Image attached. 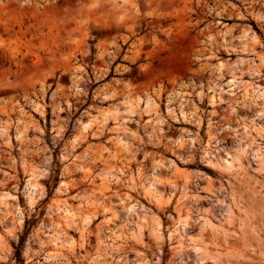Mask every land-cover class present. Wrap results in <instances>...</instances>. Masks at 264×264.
<instances>
[{"label": "rangeland", "instance_id": "374dc122", "mask_svg": "<svg viewBox=\"0 0 264 264\" xmlns=\"http://www.w3.org/2000/svg\"><path fill=\"white\" fill-rule=\"evenodd\" d=\"M0 264H264V0H0Z\"/></svg>", "mask_w": 264, "mask_h": 264}, {"label": "bare ground", "instance_id": "6f19581e", "mask_svg": "<svg viewBox=\"0 0 264 264\" xmlns=\"http://www.w3.org/2000/svg\"><path fill=\"white\" fill-rule=\"evenodd\" d=\"M147 104V103H146ZM148 105V104H147ZM182 116H183V114H182ZM89 126V123H85V124H83V129H86L87 127ZM31 187H33V184L32 183H30V182H28L27 183V189H28V194H29V201L30 202H32L33 201V198H32V191H31Z\"/></svg>", "mask_w": 264, "mask_h": 264}, {"label": "trees", "instance_id": "16d2710c", "mask_svg": "<svg viewBox=\"0 0 264 264\" xmlns=\"http://www.w3.org/2000/svg\"><path fill=\"white\" fill-rule=\"evenodd\" d=\"M22 242H23V237H22V238H20V242H19V245H18V247H20V246H21ZM18 254H19V250L17 249V250H16V255H18Z\"/></svg>", "mask_w": 264, "mask_h": 264}]
</instances>
